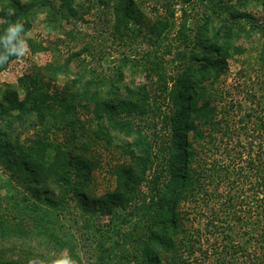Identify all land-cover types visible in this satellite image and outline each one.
Segmentation results:
<instances>
[{
    "label": "trees",
    "instance_id": "1",
    "mask_svg": "<svg viewBox=\"0 0 264 264\" xmlns=\"http://www.w3.org/2000/svg\"><path fill=\"white\" fill-rule=\"evenodd\" d=\"M199 1L206 5L211 0ZM220 1L210 7L219 27L209 29L211 14H204L193 29L181 25L177 36L183 50L174 56L170 49L164 50L165 57L155 54L144 68L151 84L127 89L122 99L118 88L111 85L102 95L100 84L93 79L82 92L85 105L69 94L75 81L56 86L55 76L77 54L62 66L46 64L42 71L19 78L22 98L13 88H0V165L19 189L17 213L0 215V241L22 238L35 229L46 232L47 212L72 205L83 215H98L100 223L97 218L94 230L112 240L110 246L99 243L94 264H199L202 256L211 259L208 264H264V116L229 119V111L217 110L216 101L222 96L214 88L228 73V60L244 53L232 41L241 32L247 33L246 23L264 46V20L252 25L249 14ZM257 1L264 11V0ZM73 3L0 0V37L16 22L24 27L20 35H25L38 11L47 12L49 27L56 30L57 19L68 21L78 15V9L86 12L95 4L111 7L113 35L120 41L145 33L148 39L157 40L173 26L165 21L143 25V14L134 0H85L76 8ZM166 10L172 19L173 11ZM26 44L32 53L46 50L29 39ZM6 55L5 44L0 42V59ZM15 57L10 56L0 70ZM166 57L176 64L173 73L164 66ZM261 60L264 65V56ZM92 87L96 90L89 96ZM80 112L87 113L97 126L93 139H107L112 131L127 140L121 147L127 161L110 169L114 188L98 197L88 193L90 174L99 167L97 160L85 148L78 147V155L66 151L74 138L86 137ZM32 117L37 121L29 122L30 127L48 120L53 128L63 123V128L70 129L68 138L51 143L47 134L35 132L24 143L11 139L14 123ZM248 132L249 144H242ZM192 142L204 143L206 150L202 146L195 150ZM187 205L198 208V213L208 210V214L200 213L205 221L202 231L192 232L185 223L192 211ZM92 218L89 221L94 225ZM194 235L203 239L194 242ZM50 236L58 251L66 249L67 259L80 264L73 237ZM5 254L0 250V264H63L60 260L44 263L28 255L7 258Z\"/></svg>",
    "mask_w": 264,
    "mask_h": 264
},
{
    "label": "rangeland",
    "instance_id": "2",
    "mask_svg": "<svg viewBox=\"0 0 264 264\" xmlns=\"http://www.w3.org/2000/svg\"><path fill=\"white\" fill-rule=\"evenodd\" d=\"M79 1L85 0H74L75 8ZM134 1L143 14V25L151 26L156 21H165L169 25L172 23L173 26L167 29V32L163 33L157 40L148 39L145 35L147 33H145L133 36L129 40L120 41L113 35L111 7L95 4L90 6L86 12L78 9V15L68 21L57 19L56 30L49 27L47 12L38 11L34 16L30 30L25 35H20V38L25 42L29 39L35 44L41 43L46 50L32 53L27 46L24 56H16L6 68L0 70V88L3 89L6 86L13 88L22 98L23 95L18 83L19 78L25 74H32L34 71H42L46 64L62 66L69 56L77 54L78 56H73L63 72L55 76L54 84L61 88L65 83L70 85L71 82L75 81L73 88L69 90V94L77 97L81 105L87 104L82 92L85 83L91 79L100 84L98 90L102 95H104L106 88L111 85L118 88V94L122 99L127 89L151 84L144 69L145 66H149V60H154L155 54L159 58L165 57V49H170L172 56L177 50H183V45L177 36L181 25H184L186 29H193L201 23L204 14L212 15L210 7L218 0H211L210 4L206 3L208 7L201 5L199 0H192L190 4H182L179 0ZM220 2L224 6H230L239 12L249 14L253 20L252 25L264 20V11L257 0H221ZM58 4L57 1L56 5ZM166 7L169 11H173L172 19ZM220 12L225 13V11ZM211 18L209 29L216 30L220 24L219 20L214 15ZM243 24L240 23V25ZM245 25L248 26L247 33L241 32L240 36L232 41V44L242 48L244 53L235 55L228 60V73L214 85V88L218 89L222 96L221 101H216L217 110L223 108L229 111L228 118L233 120H238L245 115L264 116V65L263 60H261L264 56L263 39L257 32L251 30L252 28L248 23ZM125 58L127 61L124 60ZM169 58L166 57L164 66L168 73H173L177 67L176 64L167 62L170 60ZM155 81L156 79L153 78L152 83ZM95 90L94 87L90 88L88 95L90 96ZM80 119L83 122L86 137L74 138L71 145L66 147V151L69 155H78L85 148L86 154L97 160L96 163H99V167H96L90 174L89 182L91 185L88 193L93 197H98L114 188L115 179L110 174V169L115 164L127 161V157L122 155L121 150L127 140L122 135L114 134L112 131L108 132L109 137L107 139H93L92 132L97 130V126L87 113L80 112ZM36 121L32 117L25 123H14L10 131L11 139L19 138V142L24 143L26 138L35 132H39L40 135L47 134L49 142L56 143L62 142L70 134V129L63 128V123H59V128L57 126V128H53L50 120L46 124L30 127L29 122L35 123ZM148 123L151 124V122ZM236 131L239 130L236 128ZM145 132L150 136L151 131L149 129H146ZM239 132L242 133V130ZM248 134L250 132L244 135L246 139L242 144H249ZM255 134L253 133L254 136ZM201 144L204 145V143L192 142L195 150H200L199 147H203ZM253 146L255 149L257 148V145ZM78 147L81 148V151ZM202 150H206V148L203 147ZM18 190L13 181L3 173L0 165V215L17 213L14 208L18 198ZM186 207L190 210L192 208V211H190V221L185 223L188 227L191 226L189 229L192 232L202 231L205 221L200 216L201 214H208V210L203 209V213L200 212V214L197 211L198 208L194 209L193 206L189 205ZM13 211L14 213H11ZM90 218H92L90 215H83L79 209L72 207V205L67 209L56 210L52 213L47 212L45 219L49 224L46 225V232L35 229L32 230L31 234L22 238L4 239L0 241V250L6 252L7 258L23 259L25 255H28L31 259L40 260L44 263L55 260L64 262L68 260L66 249L58 251V247L50 235L60 238L69 236L73 237L77 244V257L80 264H94L96 255H99V243L110 246L112 240L107 241L105 237L101 236V232L97 229L94 230V226L98 224V215L92 218L94 225L90 223ZM250 222L255 221L251 220ZM126 229L127 227L123 226V230ZM113 238L117 237L114 236ZM201 239L203 236L194 235L192 240L198 242ZM208 261L211 262V259L207 260L205 256L198 258L199 264H208ZM71 262L72 264H79L76 261Z\"/></svg>",
    "mask_w": 264,
    "mask_h": 264
},
{
    "label": "clouds",
    "instance_id": "3",
    "mask_svg": "<svg viewBox=\"0 0 264 264\" xmlns=\"http://www.w3.org/2000/svg\"><path fill=\"white\" fill-rule=\"evenodd\" d=\"M24 31V27L20 22H16L8 26L5 34L0 37V42H4L5 48L9 55L0 59V65L8 62L10 56L22 57L27 51L26 42L20 38V34ZM31 264V262H30ZM63 264H72L71 261L65 260Z\"/></svg>",
    "mask_w": 264,
    "mask_h": 264
}]
</instances>
